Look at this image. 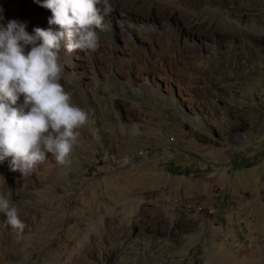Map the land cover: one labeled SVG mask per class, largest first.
Returning a JSON list of instances; mask_svg holds the SVG:
<instances>
[{
  "label": "rangeland",
  "instance_id": "374dc122",
  "mask_svg": "<svg viewBox=\"0 0 264 264\" xmlns=\"http://www.w3.org/2000/svg\"><path fill=\"white\" fill-rule=\"evenodd\" d=\"M110 3L98 49L58 57L90 121L65 162L0 165L26 226L0 214V264H264V0Z\"/></svg>",
  "mask_w": 264,
  "mask_h": 264
},
{
  "label": "clouds",
  "instance_id": "9594fccd",
  "mask_svg": "<svg viewBox=\"0 0 264 264\" xmlns=\"http://www.w3.org/2000/svg\"><path fill=\"white\" fill-rule=\"evenodd\" d=\"M50 10L47 29L26 30L16 19L5 22L0 7V165L31 174L51 154L64 163L89 121L60 83L58 57L88 54L99 47V31L113 11L110 0H34ZM19 102V103H18ZM5 226L22 232L24 222L10 199L0 195Z\"/></svg>",
  "mask_w": 264,
  "mask_h": 264
},
{
  "label": "bare ground",
  "instance_id": "6f19581e",
  "mask_svg": "<svg viewBox=\"0 0 264 264\" xmlns=\"http://www.w3.org/2000/svg\"><path fill=\"white\" fill-rule=\"evenodd\" d=\"M195 1H196V0H195ZM194 3H195V2H194ZM194 3H193V4H194ZM189 5H190V4H189ZM194 5H195V4H194ZM195 8H196V7H195ZM191 10H192V9H191ZM197 10H198V9H197ZM192 11H193V10H192ZM195 12H196V11H195ZM192 13H193V12H192ZM193 14H194V13H193ZM195 14H196V13H195ZM197 14H198V13H197ZM205 16H206V15H205ZM216 16H217V15H216ZM210 17H211V16H210ZM214 17H215V16H214ZM205 18L208 19L207 17H205ZM222 18H223V17H222ZM213 19H214V18H213ZM220 20H221V19H220ZM222 20H223V19H222ZM210 21H211V20H210ZM212 23H213V22H212ZM217 24H218V23H217ZM210 26H211V24H210ZM215 26H217V25H215ZM228 26L231 28V31H235V30H237V29L234 27V24H229ZM219 27H220V26H219ZM222 28L224 29V27H222ZM223 29H222V30H223ZM225 29H226V28H225ZM228 32H229V31H228ZM226 34H227V33H226ZM226 34H225V35H226Z\"/></svg>",
  "mask_w": 264,
  "mask_h": 264
},
{
  "label": "built area",
  "instance_id": "2783aa9c",
  "mask_svg": "<svg viewBox=\"0 0 264 264\" xmlns=\"http://www.w3.org/2000/svg\"><path fill=\"white\" fill-rule=\"evenodd\" d=\"M197 210L198 211H202L203 208L201 206H199V207H197ZM208 212L213 213L214 212V209H209Z\"/></svg>",
  "mask_w": 264,
  "mask_h": 264
},
{
  "label": "crops",
  "instance_id": "0c3cea01",
  "mask_svg": "<svg viewBox=\"0 0 264 264\" xmlns=\"http://www.w3.org/2000/svg\"><path fill=\"white\" fill-rule=\"evenodd\" d=\"M187 224V223H186Z\"/></svg>",
  "mask_w": 264,
  "mask_h": 264
}]
</instances>
